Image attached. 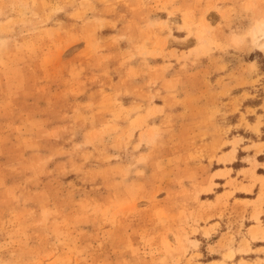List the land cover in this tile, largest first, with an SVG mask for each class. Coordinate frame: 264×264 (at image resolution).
<instances>
[{
    "label": "rangeland",
    "instance_id": "obj_1",
    "mask_svg": "<svg viewBox=\"0 0 264 264\" xmlns=\"http://www.w3.org/2000/svg\"><path fill=\"white\" fill-rule=\"evenodd\" d=\"M0 264H264V0H0Z\"/></svg>",
    "mask_w": 264,
    "mask_h": 264
}]
</instances>
